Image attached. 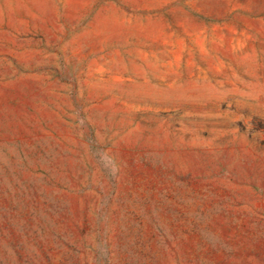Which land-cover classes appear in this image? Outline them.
<instances>
[{
    "label": "rangeland",
    "instance_id": "374dc122",
    "mask_svg": "<svg viewBox=\"0 0 264 264\" xmlns=\"http://www.w3.org/2000/svg\"><path fill=\"white\" fill-rule=\"evenodd\" d=\"M0 264H264V0H0Z\"/></svg>",
    "mask_w": 264,
    "mask_h": 264
}]
</instances>
